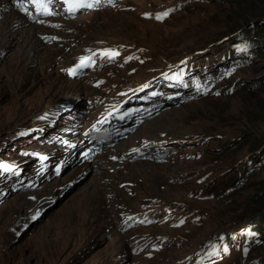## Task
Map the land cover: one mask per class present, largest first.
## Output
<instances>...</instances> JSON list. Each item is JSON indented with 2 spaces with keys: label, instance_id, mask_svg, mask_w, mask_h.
Here are the masks:
<instances>
[{
  "label": "rangeland",
  "instance_id": "obj_1",
  "mask_svg": "<svg viewBox=\"0 0 264 264\" xmlns=\"http://www.w3.org/2000/svg\"><path fill=\"white\" fill-rule=\"evenodd\" d=\"M181 1L185 7L174 9L163 22L141 17L140 12L152 10L156 5L174 6ZM118 4L121 8L82 12L66 20L49 19L47 25L51 27L38 26L53 31L43 33L45 46L40 53L30 51L24 32L0 40V154L22 163L33 181L29 187L23 186L26 181L18 190L16 184H3L6 190L0 199V264H179L178 259L182 260L214 235L237 231L251 221L256 222L263 242L246 258V263L259 256L264 258V162L235 191L232 189L218 198L189 194L201 186L198 178L204 174L212 179L224 170L228 174L240 168L256 152L257 156H264L262 52L213 86L220 89V95L207 92L183 98L138 119L134 126L122 130L120 134L124 136L114 143L120 146L135 136L134 144L138 146L140 137H156L157 130L167 131L182 136L183 142L173 145L181 156L173 154L175 148L170 149L171 144L164 146L165 156L158 160L131 154V147L129 155L108 156L113 164L102 169L92 161L104 149L98 151L97 146L91 145L92 151L85 146L77 148L89 152L83 155L82 151V160L72 158L67 166L72 150L84 142L75 140L71 148L62 144L73 143L68 135L78 137L79 124H88L93 118L97 112L95 97L110 96L119 88L135 85L136 81L153 75L154 69L163 67L166 59L222 39L236 29L253 24L264 30L261 24L264 0H119ZM9 10L11 7L0 6V32L7 28L4 18ZM100 41H127L145 46L150 60L133 73L130 68L134 64L117 62L79 78H68L61 72L84 47ZM213 45L218 46V42L214 40ZM55 51L63 52V58H55L53 54L50 68L44 62L38 63L43 60L41 53L49 55ZM99 79L105 81L104 85L100 89L92 87V82ZM72 82L81 83L80 92L75 95L66 86ZM45 114L55 116L53 127L48 126L50 122H41ZM75 123L77 128L66 131ZM38 124L43 126L37 131L39 139H17L16 134L25 130L21 128ZM121 124L125 127L129 122ZM258 139L263 146L250 150L253 142L259 143ZM106 140L98 137L96 143ZM40 150L62 162L58 174L50 166L40 176V167L36 165L39 160L34 153ZM187 154L195 155V159ZM124 163L126 168H122ZM118 167L122 169L116 170ZM72 169L75 171L70 172ZM100 173L103 174L97 181L98 188L118 184L122 191L119 197L107 190L95 197L94 202L97 196L98 199L94 206L100 204L109 226L101 228L94 224L83 233L76 232L78 223L83 227L92 223L89 215L94 213V207H85L81 197L86 188L95 190L92 185ZM148 198H157L167 205H185L187 211H193L201 220L182 229L149 224L119 230V212L137 211ZM24 202L28 204L24 206ZM161 235L175 241L148 256L147 246L157 242ZM140 238L148 239L149 243Z\"/></svg>",
  "mask_w": 264,
  "mask_h": 264
},
{
  "label": "bare ground",
  "instance_id": "obj_2",
  "mask_svg": "<svg viewBox=\"0 0 264 264\" xmlns=\"http://www.w3.org/2000/svg\"><path fill=\"white\" fill-rule=\"evenodd\" d=\"M1 2H2V4L0 5V6H2V8L3 7H11V5H10V3H9V0H0ZM13 8L14 7H12V9L11 10H9V12L7 13V15L5 16V18H4V21H5V23L7 24V28L4 30V31H2V32H0V40L1 39H4V36L5 37H8V36H13V34H15V33H18V32H20V33H22V32H24V36H25V39H26V41H28V43L30 44V51H32L34 54H36V53H40V52H43L44 51V46H45V38H43V33H53V31L51 30V29H49L48 30V32L47 31H45V29L43 30V29H39V28H41V27H38V26H36L35 24H33L32 23V21L29 19V18H26L25 16H23V15H21L20 14V12L16 9V11H13ZM40 30H43L44 32H41ZM260 38L263 40V38L260 36ZM65 44H67V41L66 42H64ZM87 47V46H86ZM144 49H146V50H149V49H147V47H145V46H142ZM85 48V47H84ZM52 51V50H51ZM83 52H81L80 54H82ZM53 54H55V58L57 57V58H60V57H62L63 56V52H61V54H58V51H55V52H49V55L48 54H46L45 52L44 53H41V55L43 56V60L42 61H38V63L39 64H42L43 62H44V65H47V67L48 68H50L51 67V64L50 63H52L53 62V58H52V55ZM80 54H78V55H76L74 58H73V60L77 57V56H79ZM178 56V55H177ZM63 58V57H62ZM71 59V58H70ZM183 59H188V57H184ZM56 60H58V59H55V61ZM73 60L70 62H67L66 64L67 65H65V66H63V67H66V66H68L69 64H71L72 62H73ZM251 61V60H250ZM31 62V64H33V62H32V60L30 61ZM55 71V70H54ZM138 85V84H137ZM67 86V88L69 89V91L73 94V95H75V93H79L80 92V89H81V83H79V82H72V83H70V84H68V85H66ZM128 86V85H127ZM102 86H100V88H101ZM124 87H126V86H124ZM89 95V94H88ZM194 95H197V92H187V93H185V98L186 97H188V96H194ZM166 109V108H165ZM159 111V110H158ZM155 112H157V111H155ZM154 112V113H155ZM91 113V112H90ZM153 114V113H152ZM148 115H151V114H148ZM148 115H143V116H140V117H134L133 115H131V116H128V118L127 119H129L130 120V122H129V124L127 125V126H122V124L121 123H119V122H110V123H108V124H103L101 127H100V130L98 131V132H92V130H90L91 129V127H87L86 126V124H79V128H77L78 127V124L77 123H75V124H72V126L70 127V128H67L66 129V131H68V132H70L69 130H71L72 128H77V131H78V137H76L75 135H71V133L68 135V137L70 138V140L74 143L75 142V140H78V141H82V142H84V144H82V145H79V146H76L73 150H72V155H71V157L70 158H68V160H66V163H65V165H67V166H70L69 165V163H71V160H72V158H75V159H80V160H82V158H81V156H80V154H81V152L83 151V150H81V151H77V148H80V147H87V148H90L91 149V151L93 150L92 149V147H91V145H95V146H97L98 148H99V150L98 151H100V150H102V149H104L103 150V154H101L100 156H96L95 158H94V160L92 161L94 164H96L97 165V167H99V168H102V169H104V168H107L108 166H110L111 164H113L111 161H109L108 159H107V157L108 156H118V155H121V154H124L125 156L126 155H129L130 153H132L133 151L132 150H130L131 152L129 153V154H127V151H129V149H131V147H135L136 148V146H137V144H134V140H135V136L131 139V140H129L127 143H125V144H122V145H114V143L116 142V140H118V139H120V138H122L124 135H122V134H120V132L122 131V130H124L126 127H129V128H131L132 126H134L135 125V123L138 121V118H143V117H145V116H148ZM164 116H168L169 115V113L168 114H163ZM137 118V119H136ZM127 121V120H126ZM123 125H125V124H123ZM96 127H99V125H97ZM120 128V129H119ZM119 129V130H118ZM153 128H151L150 130H152ZM114 130H116V132L114 131ZM118 131V132H117ZM157 131H161V130H157ZM163 132V131H162ZM90 133H94V135H92L91 137H89V136H87L88 134H90ZM114 133H118V135H115ZM147 136V135H146ZM146 136H142V137H140L139 138V141H141V138H145ZM98 137H102V138H106L107 140H106V142L105 143H101V144H98V143H96V141H97V139H98ZM132 137V136H131ZM149 137H151L152 138V136H149ZM154 137V136H153ZM156 137H157V135H156ZM86 141V142H85ZM98 144V145H97ZM112 146H115V147H112ZM124 146V147H123ZM164 146V145H163ZM67 150V149H66ZM80 150V149H79ZM148 151H151V153H149V154H155V153H153L152 152V148L150 147L149 149H148ZM164 152V151H163ZM37 154H38V152H37ZM49 154V153H48ZM162 154V152H160V154H158V155H161ZM165 154V153H164ZM51 155H53V154H51ZM89 156V155H88ZM87 156V157H88ZM87 157H84L83 158V160H85L86 161V159H87ZM77 161V160H76ZM86 162H88V161H86ZM85 162V163H86ZM21 164V166H23V164L22 163H20ZM41 164H40V160H39V162H38V164H37V166H39L40 168H41V166H40ZM114 165H112L111 167H113ZM24 167V166H23ZM40 168L38 169L39 170V174H41L40 173ZM122 168H126V163H124V165H123V167ZM122 168H119L118 167V169L116 168V170H118L119 171V169H122ZM113 169H115V168H113ZM75 170L74 169H72L70 172H74ZM69 172V173H70ZM220 172H222V171H219L218 173H220ZM30 174V173H29ZM103 173H100V174H98V177L94 180V184L92 185V182L90 181V185H92L94 188H95V190L94 191H92V190H88L87 188H86V190L84 191V194H83V196L81 197V200L84 202V206L85 207H90V206H92V207H94V213L93 214H90L89 216L92 218V223L91 224H89L88 226H82V224H80V223H78V225H77V228H76V232H81V233H83V231H86V229L89 227V228H93L94 227V224H97L99 227H101V228H103V227H105V226H109V223L107 222V220L106 219H104L105 218V216H104V213L105 212H103L100 208H101V206H100V204L98 203V205L99 206H94L95 204H96V202H97V199H98V196H97V198H96V202H94V200H95V197H96V195L99 193H102V192H104L105 190H107V193L109 194V193H113L114 194V196H116V197H119L120 196V193L122 192L121 190H120V188H118V184H112V185H110V186H106V185H104L103 184V186L102 185H99V188H98V180H100V179H102L101 178V175H102ZM31 175V174H30ZM41 176V175H40ZM104 176H107L108 177V175H104ZM36 177H38V176H36ZM47 175H46V179H47ZM39 178V177H38ZM95 178V177H94ZM0 180H1V178H0ZM40 182H41V179H40V181H39V184H40ZM97 182V183H96ZM5 183V181H3V182H0V185H1V187L3 188V184ZM95 183H96V185H95ZM4 189V188H3ZM5 190V189H4ZM98 194V195H99ZM42 202H44V201H42ZM41 202V203H42ZM28 203L27 202H24V206L25 205H27ZM22 205V204H21ZM120 205H123V204H120ZM36 205H34L33 207H35ZM39 207V205L37 206V207H35V208H38ZM125 210H123V211H121V212H119V213H123V214H126V212H124ZM19 212V211H18ZM17 212V213H18ZM131 213H133V212H135V211H130ZM127 213H129L128 211H127ZM196 222H198V221H196ZM103 226V227H102ZM115 225L114 224H111V226L110 227H114ZM115 228V227H114ZM119 237V236H118ZM117 238V237H116ZM174 239V238H173ZM118 242L120 243V244H122L121 243V240L118 238ZM175 240V239H174ZM177 262L178 263H180L181 262V259H178L177 260Z\"/></svg>",
  "mask_w": 264,
  "mask_h": 264
},
{
  "label": "trees",
  "instance_id": "obj_3",
  "mask_svg": "<svg viewBox=\"0 0 264 264\" xmlns=\"http://www.w3.org/2000/svg\"><path fill=\"white\" fill-rule=\"evenodd\" d=\"M264 26V23H261ZM229 39L225 42H230L234 40L236 43H245L247 48L245 51L250 49V52H248V57L250 60H252L257 54L262 52L264 54V30L259 25H250L248 28H240L236 29L235 31L230 32L229 34L225 35V37H228ZM260 36L263 38V40L260 38ZM221 39V38H218ZM223 39V38H222ZM249 51V50H248ZM259 143L253 142L252 144H255L254 148H260L263 146L261 143V140L258 139ZM264 147V146H263ZM235 191V190H233Z\"/></svg>",
  "mask_w": 264,
  "mask_h": 264
}]
</instances>
